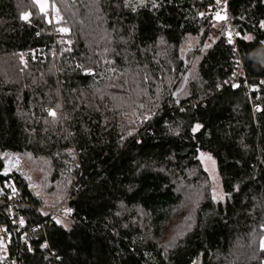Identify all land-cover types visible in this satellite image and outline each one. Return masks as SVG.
I'll return each mask as SVG.
<instances>
[{"label": "trees", "instance_id": "obj_1", "mask_svg": "<svg viewBox=\"0 0 264 264\" xmlns=\"http://www.w3.org/2000/svg\"><path fill=\"white\" fill-rule=\"evenodd\" d=\"M214 1L0 0V195L36 229L0 203V264H264V0L229 1L235 89Z\"/></svg>", "mask_w": 264, "mask_h": 264}, {"label": "bare ground", "instance_id": "obj_2", "mask_svg": "<svg viewBox=\"0 0 264 264\" xmlns=\"http://www.w3.org/2000/svg\"><path fill=\"white\" fill-rule=\"evenodd\" d=\"M229 1L230 0H219V2H218V0H215L214 1V5L217 6V11H216L217 20L223 22L224 27H225V32L224 33H225V37H226L227 43L231 47V49L233 51V54H234L233 63H232L233 64L232 74H231L230 78L228 79L227 84H228V86L230 88L235 89V88L238 87L239 81H242V82H244L247 85V80H246V77H245V74H244V70H243V67H242V61H241V56H240V52H239V41L242 38L241 34L238 31L235 30V28L233 27L232 22L230 20V26L239 35V38L236 41V45H233L231 42H229L230 40L227 37L228 26L225 23V21L221 19V18H224V17H222L220 15V12L225 7V5L227 6L228 11H229V7H228ZM50 20L51 21H55L53 16H50ZM53 34L55 36L57 35V33H55V32H53ZM59 35L63 36L64 34H59ZM49 49H48V54L49 55H53V54L56 53V47H52V48H49ZM31 53L34 54L33 51H31ZM250 92H251V90L249 89L248 93L250 94ZM254 112H256V111H254ZM0 197L3 198V201L0 202V203H4L6 205L8 211L10 213V216L12 218V224L15 227L16 231H17L18 228H25L23 224H21L20 222L17 221V218L20 216V213H19V211L17 209H18V207L19 208H23L25 205L20 203L19 201H16L13 198H10V197H4V196H1V195H0ZM69 205L70 204L67 201L66 203L62 204L61 206H58V207H55V208H41L39 210L53 211V209H56V212L54 211L56 213V215H58V216L61 215L62 216V215H65V214L69 213ZM56 215H55V218H56Z\"/></svg>", "mask_w": 264, "mask_h": 264}, {"label": "rangeland", "instance_id": "obj_3", "mask_svg": "<svg viewBox=\"0 0 264 264\" xmlns=\"http://www.w3.org/2000/svg\"><path fill=\"white\" fill-rule=\"evenodd\" d=\"M33 2L37 5L40 13H45L50 10L49 0H33ZM41 5H43L44 11H41ZM201 160L203 161L207 174L210 178L212 196L213 198L215 196V200H220L222 198V192L220 188V181L216 172L215 163L209 157H202ZM28 171L29 170L27 168L23 167V173L25 174V176L27 174L30 175L33 186L37 187L38 178L36 177V175L30 174ZM35 195L40 196L39 190L36 189ZM53 211L56 212V209H53Z\"/></svg>", "mask_w": 264, "mask_h": 264}, {"label": "built area", "instance_id": "obj_4", "mask_svg": "<svg viewBox=\"0 0 264 264\" xmlns=\"http://www.w3.org/2000/svg\"><path fill=\"white\" fill-rule=\"evenodd\" d=\"M220 15L224 18H221L222 20L225 21V23L227 24L228 26V29H227V37L229 38V40L231 41V43L233 45H236V41L237 39L239 38V35L233 30V28L230 26V19H229V15H228V8L227 6L225 5V7L221 10L220 12ZM3 201V198L0 197V202ZM36 231L35 230H32V231H26L24 228H18L17 229V232H20L21 233V240L23 242V244L25 246H28L30 247L29 245V241H28V238ZM8 241H9V238L8 236L2 231V229H0V245L1 247L4 248V250L7 251V247H8Z\"/></svg>", "mask_w": 264, "mask_h": 264}, {"label": "snow or ice", "instance_id": "obj_5", "mask_svg": "<svg viewBox=\"0 0 264 264\" xmlns=\"http://www.w3.org/2000/svg\"><path fill=\"white\" fill-rule=\"evenodd\" d=\"M218 2H219V0H218ZM41 11H44L43 5H41ZM22 18L25 19V20H27V19H28V15H24ZM218 18H219V17H218ZM261 27H264V22H262ZM229 42H231V41H229ZM50 114H51V115H55V113H50ZM199 128H200V125H196V127L193 128V131L195 132V131H197ZM214 199H215V196H214ZM21 223H23V221H21ZM57 223H60V221L57 220ZM45 246H46V245H45Z\"/></svg>", "mask_w": 264, "mask_h": 264}, {"label": "water", "instance_id": "obj_6", "mask_svg": "<svg viewBox=\"0 0 264 264\" xmlns=\"http://www.w3.org/2000/svg\"><path fill=\"white\" fill-rule=\"evenodd\" d=\"M5 169H7V167Z\"/></svg>", "mask_w": 264, "mask_h": 264}]
</instances>
